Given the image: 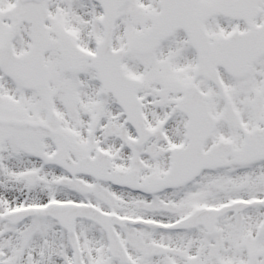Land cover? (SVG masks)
Masks as SVG:
<instances>
[{
	"label": "snow or ice",
	"instance_id": "6c2138e0",
	"mask_svg": "<svg viewBox=\"0 0 264 264\" xmlns=\"http://www.w3.org/2000/svg\"><path fill=\"white\" fill-rule=\"evenodd\" d=\"M0 264H264V0H0Z\"/></svg>",
	"mask_w": 264,
	"mask_h": 264
}]
</instances>
